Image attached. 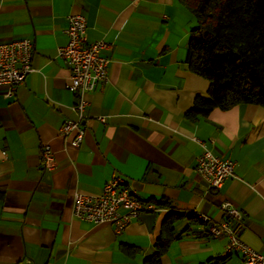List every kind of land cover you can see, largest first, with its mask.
<instances>
[{
    "label": "crops",
    "instance_id": "1",
    "mask_svg": "<svg viewBox=\"0 0 264 264\" xmlns=\"http://www.w3.org/2000/svg\"><path fill=\"white\" fill-rule=\"evenodd\" d=\"M70 13L84 17L88 41H106L109 59L106 81L84 94L78 147L57 132L75 118L69 68L56 56ZM193 25L178 0H0V43L29 37L34 46L33 70L14 94L4 97L0 85V264H142L171 211L182 216L161 264H236L226 236H210L189 213L221 219L224 200L239 210L237 236L264 254V107L185 118L208 88L185 61ZM198 141L234 162V177L217 190L195 171ZM44 144L50 171L41 164ZM114 176L160 208L119 231L72 215L74 191L98 194ZM122 243L137 252L124 253Z\"/></svg>",
    "mask_w": 264,
    "mask_h": 264
},
{
    "label": "built area",
    "instance_id": "2",
    "mask_svg": "<svg viewBox=\"0 0 264 264\" xmlns=\"http://www.w3.org/2000/svg\"><path fill=\"white\" fill-rule=\"evenodd\" d=\"M66 40L57 47L56 56L69 68V82L66 88L76 101L72 106L75 118L65 120L58 128V135L66 144L78 147L84 136L83 121L86 100L84 94L92 91L97 84L106 81L109 59L102 54L107 43L103 38L88 41L85 19L79 13H70L66 17L63 30ZM34 52L33 41L29 37H20L0 43V85L2 95L9 97L23 83L33 70L31 60ZM104 121V117L98 116ZM201 151L195 159V171L206 182L207 189H219L225 180L234 177V162L222 157L198 141ZM5 155V151H1ZM41 164L50 171L55 161L48 144L40 150ZM160 208L152 201L138 198L135 190L120 176L107 179L98 194L72 193V215L80 220L94 224L109 223L115 231L123 229L127 223L144 212L157 211ZM224 217L211 219L207 214L191 210L189 213L204 224L205 231L212 237L226 236L225 251L237 253L236 264H264V254L243 242L236 234L239 210L230 202L220 203Z\"/></svg>",
    "mask_w": 264,
    "mask_h": 264
},
{
    "label": "trees",
    "instance_id": "3",
    "mask_svg": "<svg viewBox=\"0 0 264 264\" xmlns=\"http://www.w3.org/2000/svg\"><path fill=\"white\" fill-rule=\"evenodd\" d=\"M178 2L194 19L185 61L192 72L208 81L207 95L194 96L185 118L195 121L214 108L225 110L238 104L264 107V0ZM181 216L171 211L164 217L154 251L142 258V264H161L174 238L173 223ZM120 249L129 255L137 252L124 243Z\"/></svg>",
    "mask_w": 264,
    "mask_h": 264
}]
</instances>
